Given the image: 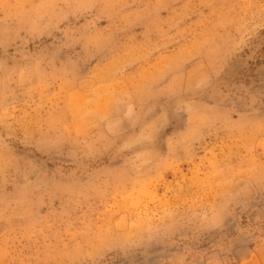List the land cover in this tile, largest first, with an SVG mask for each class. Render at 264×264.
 Returning <instances> with one entry per match:
<instances>
[{
    "label": "rangeland",
    "instance_id": "rangeland-1",
    "mask_svg": "<svg viewBox=\"0 0 264 264\" xmlns=\"http://www.w3.org/2000/svg\"><path fill=\"white\" fill-rule=\"evenodd\" d=\"M0 264H264V0H0Z\"/></svg>",
    "mask_w": 264,
    "mask_h": 264
},
{
    "label": "clouds",
    "instance_id": "clouds-1",
    "mask_svg": "<svg viewBox=\"0 0 264 264\" xmlns=\"http://www.w3.org/2000/svg\"><path fill=\"white\" fill-rule=\"evenodd\" d=\"M180 70V65H169L165 66L164 68L160 69L156 76L153 77L152 81L148 85V93L147 96H155L159 94H163L165 92H175L179 87V76L177 75ZM171 76V79L168 77ZM132 96L129 93H122L120 97H118L115 101L116 104L122 105L126 107V111L124 115L126 117H132L136 115L133 111L132 107ZM102 119L106 118V115L101 116ZM147 138V137H145ZM223 191H227V189H222L218 193H213L215 195H222ZM156 220L163 221L165 217H156ZM171 220V217H168ZM125 239L127 240H134L135 233H129Z\"/></svg>",
    "mask_w": 264,
    "mask_h": 264
}]
</instances>
